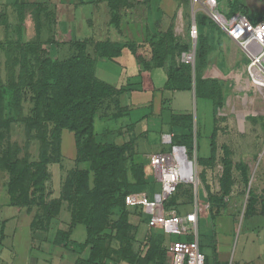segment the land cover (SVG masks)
Wrapping results in <instances>:
<instances>
[{"label":"rangeland","instance_id":"374dc122","mask_svg":"<svg viewBox=\"0 0 264 264\" xmlns=\"http://www.w3.org/2000/svg\"><path fill=\"white\" fill-rule=\"evenodd\" d=\"M116 2L120 4V10H118L119 25H111L115 28L118 27L117 39H108L110 44L106 45V48L98 45V50L94 49L95 43L99 44L100 41L105 39L92 41V49H89L90 55L96 60V76L112 85H121L129 82L124 77L127 71L110 61L118 57L116 56L117 49H119L118 46L127 47L128 49L129 46H132L141 56H144L145 60L149 59V67L153 66V64L158 65V62L163 57V65L166 68H174L177 64L189 62L186 60L185 55L191 52L193 60L189 63L193 82L196 75H202L207 76L209 79H216L221 86L222 99L218 111L224 116L218 115L221 123L218 125L224 133L229 130L231 135L236 134L233 136L236 142L233 157L240 159L246 165L244 170H239L234 175L237 176L232 184V187L236 189L235 196L230 200L224 201L226 210L231 213L234 210L236 224L232 225L231 217L225 214L219 216L215 224H213L209 218V212L213 208L209 197L210 193H215L218 190L220 168L212 167L204 171L197 161L195 163L196 159L194 157L209 154L208 142L202 139V121L206 122L205 133L210 134L214 119L212 101L208 98L194 99L187 90H177L172 93V90H166L164 96H170V102L165 104L161 115H152L151 107H146L143 104L136 106L135 115L139 117L145 114V118L148 117V121L144 123V126L149 131L145 136H142V133L138 134L136 130L134 131V128L126 127L124 120L108 117L110 114L109 110L111 114L114 113L115 109L113 107L105 109L101 106L94 115V141L102 146L114 144L119 149L118 151H121L117 158V163L111 168L110 176L112 177L109 176L110 181L117 183L116 187L118 190L115 194L107 196L105 200L106 207H110L109 200L112 198H115L118 202L112 204L113 206L110 207L109 213L105 211L103 217H97L96 222H92V246L94 254L99 255L96 258H91L90 263H172L173 251L170 248V244L173 240L183 239V237L179 234L168 235L160 227L149 226L147 216L139 206H129L125 203V199L121 203L119 197L126 189H128V192H147L152 195L150 196L151 198L154 197V193L159 192V182L148 167L149 158L153 153H169L171 151L172 141L165 140L164 136L161 135V131L170 130V124L167 122L170 112L182 113L187 110L191 111L198 128L197 135L195 137L193 135L192 138L193 152L190 151L188 153V159H193L194 180L193 183L186 180L182 181L177 190L180 195L176 196L174 200L182 212L192 209L196 201L197 203H202L198 230L200 247L202 252L205 253L207 261L211 258H216L215 248L218 245H220L219 247L222 250L217 255L220 253L222 257L232 259L236 257L234 253H236L239 244L244 239L245 226L248 220L241 221L240 218H243L249 194L255 195L257 193L258 200H264V92L253 95L254 101L244 103V93L239 90L234 78L243 71V65L247 62L246 55L218 24H213L212 26L210 24L207 27L209 32L201 30L202 28L196 25L197 34L192 37L190 35L192 24L188 11L189 0H140V2L139 0H117ZM238 2L242 1L238 0ZM140 3L142 5H139ZM136 4L137 8L135 7ZM223 5L221 0H219L218 10L220 12L227 10V3L223 2ZM245 8L246 13L252 20L264 19V8L260 9L254 5ZM185 9H187L186 12ZM193 9L194 7H192V11ZM196 11L197 13L209 15L203 8ZM126 12L130 14V16L127 15V21L136 17V24L132 21L120 25V22L125 18L123 15ZM208 17L211 18L210 15ZM31 26L32 18L27 16L25 32H23L25 42L32 40L30 39L33 37ZM124 32H127L128 35L124 36ZM4 36L5 33L1 26L0 40H4ZM202 36L207 39L211 47L210 58H208L209 60L206 64L199 63L196 57L199 39ZM11 40H17V38L15 37ZM194 41L196 42V47L193 51ZM21 46L23 47V52L20 50L17 55L14 54L10 45L5 48L0 47V84L3 92L0 120L5 124L7 121L9 122L8 125L6 124L9 126V137L4 139V142L12 150L15 149L17 151L18 158L30 159L32 162H37L46 150V153L53 154L51 158L56 157L55 153L59 150L61 161L49 164L51 177L45 187L48 195H43L44 204L42 207L43 209H45V206L48 209H58L62 180L77 168L89 167V162L77 159L74 133L72 131L63 129L57 137H54L56 133L52 126L46 131L45 123L42 120L44 113L39 112L37 114V111L35 112L33 109L32 91L24 88L23 85L28 80H32V74L34 79L41 73V68L47 67L48 61H43L42 59H45L46 56L50 59L55 57L56 60L66 58L72 53V47L69 44L59 45L58 42L56 44L54 42L52 44L43 43L37 47L39 54L35 57V55H26L25 46L22 43ZM101 52H107L108 57L99 56L98 54ZM165 52L166 56H164ZM125 54L123 58L125 62L129 66L134 64L135 57L133 54L127 50ZM28 58L32 59V71L28 68ZM165 77L164 70L157 68L154 81L160 84L165 80ZM32 82L34 83L35 81ZM12 84L17 87L14 89L9 88ZM242 84L245 85L244 83ZM142 91H138L141 93V96L137 98L140 104L150 96V93L146 94ZM128 100L129 97L125 101ZM105 111L106 113H104ZM228 140L229 137L226 135L221 137L219 142H228ZM46 145H48L47 148L45 147ZM246 148L251 151L248 152ZM177 155L182 157L183 152L177 151ZM187 168L189 169V167ZM8 178L7 171L0 167V206L6 204L4 202L6 200L3 199L7 194L2 191V188L6 186ZM94 179L95 172L91 170L88 176L89 189L91 191L95 187ZM195 186L198 188L197 198L193 196V192L196 190ZM17 201L20 202L19 199ZM81 202L83 201L81 200ZM17 208V206L9 209L0 207V229L3 225L4 232L3 236L0 232V264L75 263L76 258H70L72 254L68 251L74 246H71L70 249L61 246L57 248L58 252H65L66 256H68V258H63L62 261V258H50L49 255L46 258L45 253L40 250L38 242L32 241L34 237L31 239V231L28 229L31 220L34 217L36 218V211L31 209L30 212H26L23 208L18 211ZM81 209L84 213L88 212L90 215L92 203L84 204ZM93 212L97 216V214H101V208L97 212L94 208ZM201 216H205V218ZM68 220V211L66 210V204H64L59 217L52 218L48 223L46 236L48 243L52 241L58 228L67 229L68 224L66 222ZM84 233V226L77 225L72 239L77 241L81 236L84 237ZM39 236L40 238L43 237L41 234ZM228 264H232V261L228 262Z\"/></svg>","mask_w":264,"mask_h":264},{"label":"trees","instance_id":"16d2710c","mask_svg":"<svg viewBox=\"0 0 264 264\" xmlns=\"http://www.w3.org/2000/svg\"><path fill=\"white\" fill-rule=\"evenodd\" d=\"M116 1L117 0H107V3L111 12L110 24L118 26V10H120V4ZM238 9H241L243 12L246 11L245 6H239ZM48 18L50 19V16H48ZM207 18V16H201L199 23L204 24ZM48 21L50 25L51 20ZM258 21L263 22L264 19H260ZM53 42L56 44L57 41L37 39L36 42H25L22 41V38H17V40L14 41L6 38L4 40H0V47L5 48L10 45L14 54L17 55L18 51L21 50L23 52V47L21 46L22 43L25 46V54L29 56L35 55L36 57L39 54V50L37 48L38 46L43 43L52 44ZM87 43H89V41L86 39L73 40L69 44L70 47H72V53L63 59L56 60L55 57L50 59L46 56V58L42 60L48 61L47 67L41 68V73L34 79L32 74V80H28L23 87L32 91L34 102L33 109L35 112L37 111V114L39 112L44 113L42 120L45 123L44 125L46 127V131H48L52 126L56 133V135L54 134V137H57L63 129L72 131L74 133L77 159L88 161L89 167L77 168L64 177L60 189L62 191L61 197H59L60 203L58 205V209H48L47 206L44 207L46 210L43 209V195H48V191H45V187L51 177L49 164L61 161L59 150H56V157L54 158H51L53 154L46 153L47 150L44 151L41 158L37 160V162H32L30 159L26 158H18L17 151L15 149L12 150V148L4 142V139H8L9 137V126H7L9 122L7 121L6 125L2 120H0V167L4 168L9 175L6 186L2 188V191L7 194L6 199L8 200V205L23 208L26 212H30L31 209H33L37 213L36 218L34 217L29 224L31 231L30 237L31 239L34 237L32 241L34 242L40 239L39 234L47 239L46 236L49 221L54 217L58 218L62 212V206L66 204V210L68 211L69 216V220L66 222V224H68L67 229L63 230L62 228H58L50 243L52 245H58L68 249H70L71 246H74L71 247V249H77L78 251H82L84 248H87V255H84L81 258H85L84 261L86 264H91V258H96L99 255L94 254V248L92 246V222H96L97 217H103L105 211H108L109 213L110 207L113 206L112 204L118 202L115 198H112L109 200L110 207L107 208L105 200L108 195H113L118 190L116 187L117 183L115 184V182L110 181L109 176L111 168L117 163V158L121 154V151H118L119 149L114 144L102 146L95 143L94 115L99 111L100 107L103 106L105 109H107V107H113V109H115L113 114H111V111L109 110L110 114L108 117H111L112 119H120L124 116L125 113L128 112V109L121 104L120 96L128 89L124 86L112 85L96 76V60L88 52ZM109 44L110 41L106 39L104 41H100L99 44L95 43L94 49L96 50L98 45L99 47L102 45V47L106 48V45ZM118 48L116 56L120 55L122 46H118ZM210 48L209 42L202 36L199 39V48L196 51V57L199 60V63H208V55L209 52H211ZM129 50L139 63H141L144 67L149 68L148 63H150V61L148 58L145 60L144 56H141L132 46H129ZM165 54L166 52L164 53V56H166ZM98 55L101 57H108L107 52H101ZM155 57L158 58L156 55ZM28 60V68L32 71V59L28 58ZM163 61L164 58L162 57L158 62V65L153 64V66L164 67ZM36 63L38 65L37 61ZM166 73V89H192L193 80L189 62H182L177 64L174 68L169 67L166 70ZM144 74L139 82V89L147 91L152 89V85L148 74ZM32 81L35 82L33 83ZM16 87H14L13 84L9 86L11 89ZM194 87L196 97L212 99L216 105H221V86L216 79H209L204 78L202 75H196ZM1 88L2 86L0 84V110L2 109L3 98ZM104 113H106V111ZM126 127L133 128L129 125H126ZM139 133H142L143 136L144 132ZM174 136L175 134L172 133V146L175 145ZM182 137L185 139V142H190L192 135L188 134L183 135ZM47 146L48 145L45 147L47 148ZM189 148H186L187 154L192 149L191 146H189ZM242 169L244 170L245 167L243 166ZM91 170L95 172L94 191L89 189L88 176ZM230 171L231 166L228 161L226 163V167L224 168V174L222 177L221 194L210 195L211 197H209L213 206H216V202L219 205V202L230 193L229 187L232 184L229 181ZM179 185L180 184L177 185L175 192L165 200L164 205L166 208H174L181 213L182 211L174 200L176 196L180 195L177 193L179 192L177 191ZM130 192L133 191L128 192V189H126L119 197V201L123 203L125 196ZM147 194L149 195V193ZM249 195L250 196L246 200L244 209L245 217L254 214L258 206L262 207V210L264 209V200H258V197L254 194ZM17 199H19L20 202H18ZM81 200L83 202L80 203ZM89 202L92 203L90 215L88 212L84 213L81 209L84 207V204H88ZM94 208L96 212L101 208V214H97V216H95L93 212ZM139 208L141 209V207ZM218 209L220 211V207H218ZM144 214L147 216L148 220V215L146 213ZM212 216H214V213ZM198 217L200 218V216ZM77 225L84 226L85 239L83 242H77L76 240H72L70 238L72 230ZM206 261L207 258L204 264H206Z\"/></svg>","mask_w":264,"mask_h":264},{"label":"crops","instance_id":"0c3cea01","mask_svg":"<svg viewBox=\"0 0 264 264\" xmlns=\"http://www.w3.org/2000/svg\"><path fill=\"white\" fill-rule=\"evenodd\" d=\"M241 1L242 2H238V0H221L222 5H223V2L227 3V6H226L227 10L225 12H220V13L226 17H229L232 14L241 12V13H244L252 22H257L258 20L257 21L252 20V18L248 16L246 11L243 12L241 11V9H238V8L239 6L249 7L251 5H254L256 7H259L260 9H263L264 0H241ZM218 3H219V0H218ZM139 5H142V3H140ZM135 7L137 8V4L135 5ZM192 7H194L193 11H192ZM200 9H201L200 4L198 3L192 4L191 1L189 0L188 11H189V18H190L191 24L195 23L197 26H199V28H202L201 30L209 32L207 30V27L210 24L212 26L213 24H217V23L212 18H209L208 17L209 15L207 16L204 13H197L196 10L199 11ZM186 11L187 9H185V12ZM110 15H111V12H110L107 0H0V27L2 26V30L5 33V36H4L5 39L6 38L12 39L16 37V38H22V40L24 41L23 32H25L27 16H31L32 18L31 29L33 31V37L30 38L32 40H28V42L36 41L37 39H49V40L57 41L59 45H64V44H70L73 40L86 39L89 41V43H87L88 52H89V49H92V44H91L92 41H100L104 39L105 40L106 39H111V40L117 39L118 27L115 28L113 27V25L110 24ZM127 15L130 16V14H127V12L125 15H123L125 16V18L124 20L120 22V25H122L123 23L126 24L127 22H132V21L135 24L137 23L136 17L134 19L130 18L129 21H127ZM205 15L208 18L206 19L204 24H200L199 22H200L201 16H205ZM48 16H50V19L48 18ZM48 20H51L50 25H49ZM127 35H128L127 32H124V36H127ZM126 50L129 53H131V51L127 47H125L121 49L120 55L117 58H115L114 60H110L114 64L120 66L121 68L127 71L124 77L127 81H129L128 83H124L121 85H115V86H124L126 89H128L127 91L122 93L120 96L121 104L124 105L128 109V112L125 113V115L122 116L120 119L125 121V124H124L125 126L126 125L132 126L134 128V131L136 130L138 133L144 132L143 135L145 136L147 135L149 131V129L144 126V123L148 121V117L145 118L146 116L145 114L139 117L135 115L136 106H140L143 104L146 107H151V114L155 116H159L163 113L165 104L167 102H170L169 101L170 96H164V93L166 92V90H170V89L165 88V84L167 82L166 70L168 69V67L166 68V66L164 67L151 66L149 68H146L141 63H139L136 58H135V63L129 66V64L126 63L125 60L123 59L124 55H126L125 54ZM209 55H210V52H209ZM209 55H208V58H210ZM95 68H96V65H95ZM157 68H162L166 74L165 80H163L162 83L160 84H157V82L154 81ZM144 73L148 74L149 79L151 81L152 89H149L147 91H142V92H145L146 94L150 93V96L148 97L146 101H142L140 104L139 100H137V98L141 96V93H139L140 92L139 82L141 81L142 75ZM95 74H96V69H95ZM203 77L207 78V76H203ZM176 91L177 90H172L171 93L176 92ZM187 91H189V94L191 95V97L194 98L193 85H192V89L187 90ZM127 97H129V100L125 101ZM195 98H200V97L195 96ZM210 100L212 101L213 111H214L213 127H212V131L210 134L205 133L206 122L202 121V134H203L202 139L208 142L209 154L205 156H194V157L196 159L195 163L197 161L198 165L204 171L205 170L207 171L208 168H212V167L220 168V173L218 175V190H216L215 193H210V195H219L221 194V191H222L221 184H222V179H223L222 177L224 174V168L226 167V163L228 161L230 162L231 171H230L229 181L232 184L237 178V176H234L235 173L239 170H243L242 168L246 164L242 162L240 159L233 157L234 149H236V142H235V139H233V136L236 134L231 135V133H229V130L227 131L225 130L226 133H224V131L221 130V127L218 125L220 123L218 119V115L224 116V114L219 112L218 111L220 109L219 106L216 105L212 99ZM167 122L170 124V130L161 131V135L165 137L166 135L170 136L172 133H174L175 134L174 136L175 145L174 146H184L185 148H189V146H191L192 148L191 151L193 152V147L191 145L192 138H193V135L194 137L197 135L198 128H197V123L191 111L187 110L186 112H182V113L170 112ZM188 134L192 135L191 141L185 142V139H183L182 136L188 135ZM226 135L229 137L228 142H219L221 137L226 136ZM171 136H170V139L168 138L166 140L171 141ZM246 150L248 152L251 151L248 148H246ZM212 152H213V156H212ZM189 160L192 161L191 165H192V169H194L193 167L194 165L192 164L193 159H189ZM192 172H194V170ZM232 184L229 187L230 193L226 195L222 201L219 202V205L216 202L215 203L216 206H213V208L209 212V216H210L209 218L212 220L213 224H215V221L217 220V218L221 216L222 214H225L226 216L231 217L232 225L236 224L234 210L232 211L233 213L226 210L225 208L226 204L224 202L226 200L232 199L236 194L235 193L236 189L232 187ZM195 189L197 191L194 190L193 196L194 197L196 196L197 198L198 196L197 186H195ZM256 194L257 193H255V195ZM148 196L150 197L152 195L149 194ZM6 198L7 197L5 196L3 199V200H6L4 201L6 204L1 205L0 207H4L8 209L13 208V206L8 205V200ZM201 204L197 203L196 201L193 205V208L188 210L187 212H191L195 208H197L198 215H199ZM217 207H220V211L217 210L218 209ZM17 209L18 211L22 210V208H17ZM181 213H186V212H181ZM213 213H214V216H212ZM201 217L205 218V216H201ZM199 219L200 218L198 217V221H197L198 225H199ZM240 219L241 221L248 220V222L245 226L243 242L239 244V247L236 251L237 254L234 253V256L236 257L231 259L227 257H222L220 253L219 255H217L218 252L222 250L219 247L220 245H218L215 248L216 258L209 259L207 261V264H228V262L230 263V261H232V264H264V209L262 210V207L258 206L254 214L249 215L247 217H245L243 214V218H240ZM28 229L30 230L29 226H28ZM74 229L72 230L71 235H70L71 239H72ZM0 232L3 236L4 234L3 225L0 229ZM197 232H198V240H199V230ZM189 238L190 237L188 236V239ZM84 239H85V233H84V237L81 236L77 240V242H83ZM36 241L39 244L40 250H42L45 253L46 258H47V255H49L50 258H54V257L62 258L61 261L63 260V258H68L65 252L64 253L58 252L57 248H59L60 246L52 245L50 242L48 243V239L43 237ZM199 243H200V240H199ZM68 251L72 254L70 258H76L74 264H86L84 261L85 258H81V257L86 254L87 248H84L82 251H78L77 249L76 250L71 249Z\"/></svg>","mask_w":264,"mask_h":264},{"label":"built area","instance_id":"2783aa9c","mask_svg":"<svg viewBox=\"0 0 264 264\" xmlns=\"http://www.w3.org/2000/svg\"><path fill=\"white\" fill-rule=\"evenodd\" d=\"M190 1L192 4H200L246 55L247 62L243 65V71L234 81L239 90L243 91L246 102L254 101L253 95L264 92V22H252L241 12L226 17L218 10V0ZM196 34L197 26L194 23L190 27V35L195 37ZM185 58L191 62L192 53L186 54ZM170 136L166 135L164 139H170ZM178 149H181L188 159L184 146H172L169 153H155L149 158L148 167L159 182V192L152 198L144 191L130 192L125 196V203L141 207L148 215L149 226L160 227L168 235L179 234L183 237L173 240L170 244L173 251L171 264H204L205 255L198 240L197 208L191 212L179 213L176 209L166 208L164 205L165 200L175 192L177 185L184 181L181 163L176 155ZM186 179L193 183L192 170Z\"/></svg>","mask_w":264,"mask_h":264},{"label":"bare ground","instance_id":"6f19581e","mask_svg":"<svg viewBox=\"0 0 264 264\" xmlns=\"http://www.w3.org/2000/svg\"><path fill=\"white\" fill-rule=\"evenodd\" d=\"M243 100H244V103H245L246 99L243 98ZM242 119H243V117H242ZM177 151H181V149H178ZM177 151H176V155H177ZM178 158L180 160L181 167H182V175L186 177L189 173H191V170L193 171L192 165H191V161L188 162L187 159L185 158L184 154L182 155V157L178 156ZM187 167H189V169ZM185 172H186V174H184Z\"/></svg>","mask_w":264,"mask_h":264},{"label":"water","instance_id":"95a60500","mask_svg":"<svg viewBox=\"0 0 264 264\" xmlns=\"http://www.w3.org/2000/svg\"><path fill=\"white\" fill-rule=\"evenodd\" d=\"M195 47H196V42L194 41L193 42V51L195 50ZM193 94H194V98H195V87H194V82H193ZM180 147H183V146H180ZM187 159V158H186ZM188 162H190V160L187 159ZM184 180H187L186 177L184 176L183 177Z\"/></svg>","mask_w":264,"mask_h":264}]
</instances>
